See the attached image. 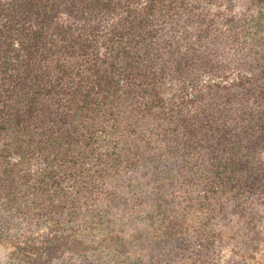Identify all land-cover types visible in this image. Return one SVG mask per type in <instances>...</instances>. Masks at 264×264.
<instances>
[{"label": "trees", "instance_id": "16d2710c", "mask_svg": "<svg viewBox=\"0 0 264 264\" xmlns=\"http://www.w3.org/2000/svg\"><path fill=\"white\" fill-rule=\"evenodd\" d=\"M225 201L264 217V0H0V264H216Z\"/></svg>", "mask_w": 264, "mask_h": 264}, {"label": "rangeland", "instance_id": "374dc122", "mask_svg": "<svg viewBox=\"0 0 264 264\" xmlns=\"http://www.w3.org/2000/svg\"><path fill=\"white\" fill-rule=\"evenodd\" d=\"M263 207L264 204L258 205L256 213L264 214ZM218 210L221 216L217 218L216 226L225 234L226 240L216 264H243L244 261L247 264H264V217L260 218L261 222L257 226L251 228L234 213L233 202L225 201L223 208ZM130 233H127L128 236ZM11 248L10 243L0 241V263L6 260Z\"/></svg>", "mask_w": 264, "mask_h": 264}]
</instances>
